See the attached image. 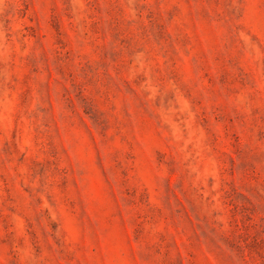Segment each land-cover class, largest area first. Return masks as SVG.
Wrapping results in <instances>:
<instances>
[{
	"label": "rangeland",
	"instance_id": "obj_1",
	"mask_svg": "<svg viewBox=\"0 0 264 264\" xmlns=\"http://www.w3.org/2000/svg\"><path fill=\"white\" fill-rule=\"evenodd\" d=\"M0 264H264V0H0Z\"/></svg>",
	"mask_w": 264,
	"mask_h": 264
}]
</instances>
